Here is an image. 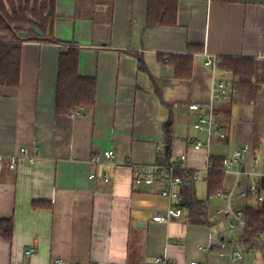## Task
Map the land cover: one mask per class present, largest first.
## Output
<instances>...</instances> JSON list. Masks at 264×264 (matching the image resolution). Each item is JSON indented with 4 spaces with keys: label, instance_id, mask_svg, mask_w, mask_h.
Wrapping results in <instances>:
<instances>
[{
    "label": "crops",
    "instance_id": "crops-1",
    "mask_svg": "<svg viewBox=\"0 0 264 264\" xmlns=\"http://www.w3.org/2000/svg\"><path fill=\"white\" fill-rule=\"evenodd\" d=\"M146 9V0H55L52 31L63 45L22 44L18 86H0V220L13 223L11 240L0 236V264H264L254 249L245 253L230 243L241 230L189 223L184 208L169 224L153 223L165 213L166 200L156 186H134L128 165L156 161L170 119V159L186 155L185 167L198 170L208 194L206 152L190 144L204 138L186 106L211 98L206 56L264 62V0H180L174 27L145 28ZM188 45L202 52L193 53L191 78L178 80L157 55H183ZM62 46L78 49L79 76L96 84L94 105L76 116L55 112ZM254 97L234 90L216 104L215 121L226 138L213 142L212 160L246 145L264 158V87ZM34 147L33 164L9 168L10 156L21 148L31 156ZM107 151L114 157L104 183L89 160ZM230 184L226 177L222 186ZM34 202L50 206L34 208Z\"/></svg>",
    "mask_w": 264,
    "mask_h": 264
},
{
    "label": "trees",
    "instance_id": "trees-1",
    "mask_svg": "<svg viewBox=\"0 0 264 264\" xmlns=\"http://www.w3.org/2000/svg\"><path fill=\"white\" fill-rule=\"evenodd\" d=\"M180 0H146L145 28L174 27L177 23V9ZM55 0H0V86L17 87L21 59V46L24 43L63 45L53 34L52 24ZM202 52L199 46L188 45L183 55H157L158 62L174 69V78L189 80L192 76L193 53ZM78 49L62 46L57 63V80L55 93V112L58 115H71L92 107L95 103L96 84L94 79L80 77L78 74ZM138 69L145 71L140 56H137ZM219 71L227 73L232 80L233 89L245 92L250 101L259 86L264 87V62L253 59L219 58ZM156 93L160 96V90ZM170 109L171 107L168 106ZM225 118L229 112L222 113ZM162 158L160 163H170V152L173 143V125L169 119L163 127ZM211 159L212 170L206 175L208 194L214 195L223 188L220 174V162ZM185 179L180 206L186 210L187 222L213 226L223 223L212 220L202 202L195 198L190 176L180 173ZM264 191V179L261 180ZM49 207L43 202H34L33 207ZM245 219L248 228L241 230L230 239L242 252L254 249L264 258V240L259 236L264 230V201L261 203H245ZM12 220H0V236L10 241L12 237ZM223 251V250H222Z\"/></svg>",
    "mask_w": 264,
    "mask_h": 264
},
{
    "label": "built area",
    "instance_id": "built-area-1",
    "mask_svg": "<svg viewBox=\"0 0 264 264\" xmlns=\"http://www.w3.org/2000/svg\"><path fill=\"white\" fill-rule=\"evenodd\" d=\"M205 66L212 70L211 98L205 104L189 103L186 106L187 112L195 115L197 118L194 124V129L204 140L195 139L190 144L193 150H205L206 162L202 173L207 175L213 168L211 163L210 151L213 142L224 140L226 131L215 121V107L220 101L229 100L234 95L232 80L227 76L216 77V72L219 71L218 58L206 56ZM78 112L70 116L78 115ZM39 148L32 149V155H28L26 148H21L19 154L9 157V168L15 170L19 161H28L33 164L38 159ZM114 157L113 151H107L103 154L92 156L89 164L92 167L99 168L102 171V180L104 183L110 181L108 167L112 165ZM162 158V147L157 148L156 161L150 165L134 166L128 163L131 167L132 183L136 187L140 186H156L161 193V196L166 200V210L163 215H157L152 219L153 223L169 224L172 219L180 218L183 215L184 209L180 206L182 201L181 191L185 187V179L180 173H186L192 181H196L199 177L198 170H191L185 167L187 159L186 155L179 156L176 160L170 163H160ZM3 156L0 154V162ZM220 174L222 184L226 177L231 178L229 187H224L214 194V197L222 199L224 206L218 207L213 212L216 219L225 221L227 232L236 230H245L248 228L245 219L244 205L245 203H261L264 201V191L261 189V180L264 179V158L255 156L252 148L249 145L235 150L231 155L221 159ZM96 177L95 172H91L88 176L89 180ZM204 209L208 210L210 206L209 200L202 203ZM264 240V230L259 236ZM202 251L203 248H200ZM34 252L33 249L27 250V256ZM242 257L239 252H234V260ZM161 262V260H157ZM164 263V262H163ZM53 264H62L61 260H55ZM191 264H197L192 262Z\"/></svg>",
    "mask_w": 264,
    "mask_h": 264
},
{
    "label": "rangeland",
    "instance_id": "rangeland-1",
    "mask_svg": "<svg viewBox=\"0 0 264 264\" xmlns=\"http://www.w3.org/2000/svg\"><path fill=\"white\" fill-rule=\"evenodd\" d=\"M195 190H196L195 197L197 200L199 201L209 200L210 206L207 210L209 214H213L216 208L221 207L225 204L224 201L220 199H216L213 196L212 198L211 196H209L210 198L208 197L205 181L203 179V176L201 175L199 176L198 180L195 183ZM223 227L225 228V225Z\"/></svg>",
    "mask_w": 264,
    "mask_h": 264
}]
</instances>
